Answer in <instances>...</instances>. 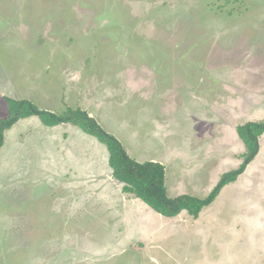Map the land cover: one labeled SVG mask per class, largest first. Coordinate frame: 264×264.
<instances>
[{
  "label": "rangeland",
  "instance_id": "obj_1",
  "mask_svg": "<svg viewBox=\"0 0 264 264\" xmlns=\"http://www.w3.org/2000/svg\"><path fill=\"white\" fill-rule=\"evenodd\" d=\"M7 98L86 111L170 198H207L264 122V0H0ZM111 173L97 138L31 116L0 149V264H264L259 153L198 219L166 218Z\"/></svg>",
  "mask_w": 264,
  "mask_h": 264
},
{
  "label": "trees",
  "instance_id": "obj_2",
  "mask_svg": "<svg viewBox=\"0 0 264 264\" xmlns=\"http://www.w3.org/2000/svg\"><path fill=\"white\" fill-rule=\"evenodd\" d=\"M7 103L10 115L7 119L0 121V149L4 146L6 132L24 118L36 116L47 127L62 124L74 125L86 134L97 138L107 147L112 175L123 184L122 191L133 195L166 218H175L187 213L193 219H198L203 210L216 201L221 191L235 183L246 171L248 165L259 153V138L264 133V122H250L238 127V135L248 151L245 162L237 170L224 174L207 198L199 199L189 195L170 198L166 189L165 167L157 162L134 161L120 141L108 134L86 111L68 109L62 114H56L41 110L28 100L7 98Z\"/></svg>",
  "mask_w": 264,
  "mask_h": 264
},
{
  "label": "crops",
  "instance_id": "obj_3",
  "mask_svg": "<svg viewBox=\"0 0 264 264\" xmlns=\"http://www.w3.org/2000/svg\"><path fill=\"white\" fill-rule=\"evenodd\" d=\"M156 160H153V161H150V162H155ZM145 163V162H144ZM158 163V162H157ZM111 173H112V170H111Z\"/></svg>",
  "mask_w": 264,
  "mask_h": 264
}]
</instances>
